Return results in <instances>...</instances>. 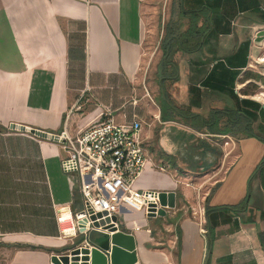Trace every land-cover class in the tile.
Returning <instances> with one entry per match:
<instances>
[{
	"label": "crops",
	"instance_id": "obj_1",
	"mask_svg": "<svg viewBox=\"0 0 264 264\" xmlns=\"http://www.w3.org/2000/svg\"><path fill=\"white\" fill-rule=\"evenodd\" d=\"M172 1L0 0V264H51L54 254L90 245L92 232L75 224L79 178L64 173L50 135L31 130L59 132L66 116L83 126L106 108L117 122L137 115L143 124L149 160L136 187L177 193L165 216L124 210L132 218L121 229L135 236L138 264H264V141L161 118L157 73ZM186 7L205 14V35L199 48L173 54L171 98L203 116L256 102L253 127L264 137V0ZM225 74L223 89L204 85ZM206 207L214 208L210 246L200 231Z\"/></svg>",
	"mask_w": 264,
	"mask_h": 264
},
{
	"label": "built area",
	"instance_id": "obj_2",
	"mask_svg": "<svg viewBox=\"0 0 264 264\" xmlns=\"http://www.w3.org/2000/svg\"><path fill=\"white\" fill-rule=\"evenodd\" d=\"M259 93L258 100L264 103V91ZM70 118L66 116L62 130L51 133L50 139L64 152V173L79 178L83 207L75 214L76 230L111 234L110 228L121 229L124 210L144 211L146 216L158 214L164 207L160 190L136 187L149 160L139 117L117 122L112 110L106 108L83 126H71ZM200 231L207 240L202 220Z\"/></svg>",
	"mask_w": 264,
	"mask_h": 264
},
{
	"label": "trees",
	"instance_id": "obj_3",
	"mask_svg": "<svg viewBox=\"0 0 264 264\" xmlns=\"http://www.w3.org/2000/svg\"><path fill=\"white\" fill-rule=\"evenodd\" d=\"M200 10L186 7V0H173L170 10V18L165 25L164 37L161 41L163 56L158 65V78L160 85V106L162 120H175L180 118L183 123L192 128L203 131L207 129L210 133H230L233 137L243 135L245 137H258L264 141V137L258 136L254 130L256 112L259 108L256 102L251 100H240L233 109L210 110L208 116L195 113L190 109L178 106L171 98L167 86L179 79L178 65L173 60V54L177 50L193 51L200 47L205 35L203 27L198 26L201 16ZM220 82L214 83L212 76L204 81V85L212 88L223 89V84H229L228 74L221 77ZM195 92V88L190 87ZM234 96V90H229ZM238 99V98H237ZM211 209L206 207V229L207 234L212 229L209 214ZM215 209H219L215 207ZM208 246L211 245V235L207 237Z\"/></svg>",
	"mask_w": 264,
	"mask_h": 264
},
{
	"label": "water",
	"instance_id": "obj_4",
	"mask_svg": "<svg viewBox=\"0 0 264 264\" xmlns=\"http://www.w3.org/2000/svg\"><path fill=\"white\" fill-rule=\"evenodd\" d=\"M48 136L45 132L31 130ZM161 204L167 208L176 206V191H160ZM160 208L158 214L151 212L148 216H165L167 208ZM116 219V217H114ZM110 233H98L90 245L77 246L64 254H54L52 264H138L135 236L117 227L109 229Z\"/></svg>",
	"mask_w": 264,
	"mask_h": 264
},
{
	"label": "rangeland",
	"instance_id": "obj_5",
	"mask_svg": "<svg viewBox=\"0 0 264 264\" xmlns=\"http://www.w3.org/2000/svg\"><path fill=\"white\" fill-rule=\"evenodd\" d=\"M168 1V4L170 3L171 0H162L163 2V7H164V4L165 2L167 3ZM148 79L151 81V84H153L149 89H150V94L151 96L156 100V98L159 96V91H158V87L155 83V76L153 74H150V77H148ZM172 87V86H171ZM169 87V89L171 88ZM157 101V100H156ZM133 212H139L140 215H145L144 211H136V210H133ZM146 216V215H145ZM125 221L129 220L130 218H132L131 215H125L123 214V216H121ZM120 217V218H121ZM93 237H100V234H98L97 232H92L91 234Z\"/></svg>",
	"mask_w": 264,
	"mask_h": 264
},
{
	"label": "bare ground",
	"instance_id": "obj_6",
	"mask_svg": "<svg viewBox=\"0 0 264 264\" xmlns=\"http://www.w3.org/2000/svg\"><path fill=\"white\" fill-rule=\"evenodd\" d=\"M258 47H259V46H258ZM258 97H260V93H259ZM67 230H69V229H67Z\"/></svg>",
	"mask_w": 264,
	"mask_h": 264
}]
</instances>
